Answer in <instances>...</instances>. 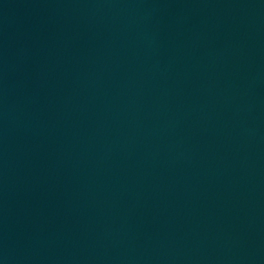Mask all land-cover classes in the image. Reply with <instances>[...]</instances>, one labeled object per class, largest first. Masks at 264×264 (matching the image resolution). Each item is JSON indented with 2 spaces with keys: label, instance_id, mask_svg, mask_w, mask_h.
Wrapping results in <instances>:
<instances>
[{
  "label": "water",
  "instance_id": "1",
  "mask_svg": "<svg viewBox=\"0 0 264 264\" xmlns=\"http://www.w3.org/2000/svg\"><path fill=\"white\" fill-rule=\"evenodd\" d=\"M0 264H264V0H0Z\"/></svg>",
  "mask_w": 264,
  "mask_h": 264
}]
</instances>
